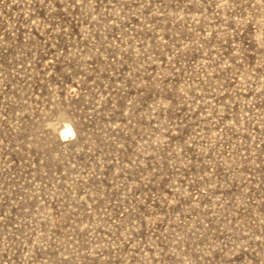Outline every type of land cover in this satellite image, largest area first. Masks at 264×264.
<instances>
[{
    "label": "rangeland",
    "instance_id": "rangeland-1",
    "mask_svg": "<svg viewBox=\"0 0 264 264\" xmlns=\"http://www.w3.org/2000/svg\"><path fill=\"white\" fill-rule=\"evenodd\" d=\"M0 264H264V0H0Z\"/></svg>",
    "mask_w": 264,
    "mask_h": 264
},
{
    "label": "bare ground",
    "instance_id": "bare-ground-1",
    "mask_svg": "<svg viewBox=\"0 0 264 264\" xmlns=\"http://www.w3.org/2000/svg\"><path fill=\"white\" fill-rule=\"evenodd\" d=\"M71 129L70 128H67L64 132H66V135L67 133H70Z\"/></svg>",
    "mask_w": 264,
    "mask_h": 264
}]
</instances>
